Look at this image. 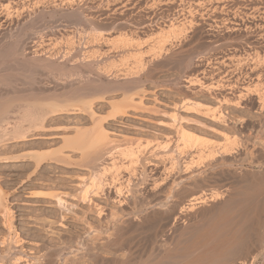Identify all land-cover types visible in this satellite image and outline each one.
<instances>
[{"label": "rangeland", "instance_id": "obj_1", "mask_svg": "<svg viewBox=\"0 0 264 264\" xmlns=\"http://www.w3.org/2000/svg\"><path fill=\"white\" fill-rule=\"evenodd\" d=\"M170 24L184 31L167 51L128 54L149 50L151 32ZM0 54V264H264V0H0ZM115 86L136 93L142 106L105 125L117 168L103 178L104 190L93 187L98 173L76 164L38 166L44 156L82 162L64 138L93 127L78 113L90 99L86 88L120 103L126 90ZM108 102L95 100L98 118L113 113ZM183 103L202 108L183 112ZM57 107L73 114L42 122ZM206 109L222 111L228 123ZM177 111L187 118L182 127L199 139L237 140L234 164L204 168L197 148L180 156L177 122L170 119ZM22 131L31 139H13ZM22 156L27 160L12 161ZM162 156L177 163L175 172ZM142 179L158 190L151 193ZM114 184L124 189L121 205ZM199 191L208 201L189 208V195ZM60 198L63 207L56 205Z\"/></svg>", "mask_w": 264, "mask_h": 264}, {"label": "bare ground", "instance_id": "obj_2", "mask_svg": "<svg viewBox=\"0 0 264 264\" xmlns=\"http://www.w3.org/2000/svg\"><path fill=\"white\" fill-rule=\"evenodd\" d=\"M164 1V0H163ZM170 1V0H169ZM228 1V0H227ZM69 2V1H68ZM152 2H154V1H152ZM162 3V2H161ZM176 3V2H175ZM222 3V2H221ZM156 4V3H155ZM171 4V3H170ZM162 5V4H161ZM173 5V4H172ZM213 5V4H212ZM167 6V5H166ZM227 9V8H226ZM123 10V9H122ZM166 12V11H165ZM199 13V12H198ZM79 16V15H78ZM169 16V15H168ZM183 16V15H182ZM188 17V16H187ZM191 17V16H190ZM155 18H156V16H155ZM164 18V17H163ZM79 19H81V18H79ZM184 19H187V18H184ZM189 19V18H188ZM87 20V19H86ZM152 20V19H151ZM129 21V20H128ZM158 21V20H157ZM188 22V21H187ZM193 22V21H192ZM123 23V22H122ZM145 23H147L146 21H145ZM151 22H149V24H150ZM153 23V22H152ZM167 23V22H166ZM196 23V22H195ZM198 23V22H197ZM121 24V23H120ZM129 24V23H128ZM183 25V24H182ZM182 25H180L181 27H182ZM187 25V24H186ZM191 25V24H190ZM130 26V25H129ZM145 26V25H144ZM148 26V25H147ZM180 26H177V25H174V24H170V25H168V27H167V25H164V26H159L158 28H156V30H154V31H152L151 32V37H152V39L154 38V40H153V44L150 46V49L148 50V49H142V48H136L137 50L136 51H133V50H129V52H128V54H130L133 58H135V59H140V58H143V55H146V54H148L149 55V53L152 55V53H153V55L154 54H158L159 53V55H161L163 52L162 51H167V49H166V47L168 46V44L173 40V39H177V37H179V35L184 31L183 30V28H181ZM156 27V26H155ZM258 27V26H257ZM262 27V26H261ZM241 28V27H240ZM239 28V29H240ZM186 31V30H185ZM262 32V31H261ZM149 33V32H148ZM263 33V32H262ZM180 38V37H179ZM37 47V46H36ZM145 47V46H144ZM149 47V46H148ZM172 47V46H171ZM32 48V47H31ZM147 48V47H146ZM38 50V49H37ZM83 50V49H82ZM25 51V50H24ZM79 51V50H78ZM77 51V52H78ZM111 52V51H110ZM162 52V53H161ZM3 53V52H2ZM37 53V52H36ZM50 53V52H49ZM80 53V52H79ZM48 54V53H47ZM66 54H68V53H66ZM0 55H2V54H0ZM5 55V54H4ZM18 55H20V54H18ZM26 55H28V54H26ZM74 55V54H73ZM72 55V56H73ZM77 55L79 56L80 54H78L77 53ZM127 55V54H126ZM156 55H154V56H156ZM6 56V55H5ZM16 56V55H15ZM161 57V56H160ZM50 58V57H49ZM48 58V59H49ZM63 58V57H62ZM72 58V57H71ZM1 59H4L3 58V56H2V58ZM75 59V58H74ZM80 60V59H79ZM92 60V59H91ZM49 61V60H48ZM139 61V60H138ZM24 63H26V62H24ZM68 63V62H67ZM25 65V64H24ZM65 65V64H64ZM88 65H91V64H88ZM142 65V64H141ZM34 66H35V64H34ZM50 66V65H49ZM78 66V65H77ZM51 67V66H50ZM26 68V67H25ZM55 68V67H54ZM56 69V68H55ZM137 69V68H136ZM97 70V69H96ZM110 70V69H109ZM85 71V70H84ZM132 72V71H131ZM82 73V72H81ZM127 73V72H126ZM136 73V72H135ZM76 74V73H75ZM125 74V73H124ZM132 74V73H131ZM71 75V74H70ZM89 75V74H88ZM62 76H63V74H62ZM260 76V75H259ZM66 77V76H65ZM132 77V76H131ZM136 77V76H135ZM64 78V77H63ZM68 78V77H67ZM89 78V77H88ZM138 78V77H137ZM85 79H86V77H85ZM60 80V79H59ZM139 80V79H138ZM71 81H74V80H71ZM137 81V80H136ZM69 82V81H68ZM70 83V82H69ZM71 83H74V82H71ZM80 83V82H79ZM92 83V82H91ZM105 83V82H104ZM131 83H133V82H131ZM130 83V84H131ZM136 83V82H135ZM134 83V84H135ZM138 83V82H137ZM66 84V83H65ZM108 84V83H107ZM127 84V83H126ZM125 84V85H126ZM64 85V84H63ZM68 85V84H67ZM85 85V84H84ZM90 85V84H89ZM88 85V86H89ZM123 85V84H122ZM121 84H120V86L121 87H123ZM129 85V84H128ZM92 86V85H91ZM98 86V85H97ZM108 86V85H107ZM106 86V87H107ZM127 86V85H126ZM131 85H129V87H130ZM72 87V86H71ZM86 87V86H85ZM93 87V86H92ZM116 87V86H115ZM113 88L114 90L116 89V91H119V90H122V89H119L120 87H116V88ZM140 87V86H139ZM91 88V87H90ZM131 88V87H130ZM214 88V87H213ZM82 91L84 90V88L82 87V88H80ZM119 89V90H118ZM132 89V88H131ZM212 89V88H211ZM41 90V89H40ZM79 90V89H78ZM86 90L87 91H90L91 92V94H92V90H89V89H87L86 88ZM98 90H99V92H97V93H94V94H96V95H90V92L88 93V94H86L85 92H83V93H85V95L88 97V98H90L89 99V101H87V102H85V104L83 105V108L82 109H80V111H78V113H80V114H84V115H86L89 119H90V121H92V124H93V127H91L92 129H90V130H84V131H82V130H80L79 128L78 129H76V128H74V129H76L75 131H76V136L73 138H70V137H67V136H65V138H64V142H65V145L63 144V146H65V148H72L71 150H73V152H80V154H81V163H72V162H69L68 161V159H69V157L70 156H68V157H65L64 155H63V157H62V155H60V156H57V157H43L41 160H43V162H41V161H39V163H38V166H40V165H42L43 163H51V162H55V163H62V164H66V165H73V164H76V165H78V166H81V167H83V169L85 168V169H87V170H90V171H92L93 173H98V179H99V181H97V182H95L94 183V186L93 187H95V188H97V189H103L105 186H104V183H103V178L106 176V174L111 170V168H113L114 169V167L116 166L115 164H114V158H113V151H112V148L111 147H109V145L111 144L110 143V140L109 139H111L110 138V136H109V132L107 131V129H106V127H105V125H109V121H117L118 120V118H121V117H127V116H129L130 117V114L132 113H130L129 112V110H131V111H134V113H135V111H137L138 110V107H140L141 108V106L142 105H140L139 103H137V101L135 100V97H137V96H134L135 94H133L132 95V93H129V92H127V91H130V89L128 90V88L127 89H123V90H126V91H124L125 93H124V95H123V101H120V103H118V102H113V100H112V103H109L108 102V99L106 98V96H104V95H102L101 94V91H100V89L98 88ZM114 90H111V91H113L114 92ZM122 90V91H123ZM41 91H44V90H41ZM85 91V90H84ZM96 91V90H95ZM115 91V92H116ZM81 92V91H80ZM112 92V93H113ZM132 92V91H131ZM143 92V91H142ZM70 93V92H69ZM82 93V94H83ZM111 93V92H110ZM77 94V93H76ZM97 94H98V97H97ZM127 94H129V95H127ZM28 95V94H27ZM63 95V94H62ZM65 95H67V93L65 94ZM77 95H79V94H77ZM81 95V94H80ZM72 97L74 96V95H71ZM83 96H84V94H83ZM91 96V97H90ZM100 96V97H99ZM125 96V97H124ZM229 96V95H228ZM75 97V96H74ZM258 97V96H257ZM262 97V98H261ZM263 97H264V95L263 96H260V98L263 100ZM41 98H43V96L41 97ZM84 98H86V97H84ZM114 98V97H113ZM259 98V100H261ZM20 99V98H19ZM27 100V99H26ZM95 100H99V101H101V102H108L109 104H110V106L112 107V109H113V113L111 114V115H108V117L107 118H105V119H102L101 117H99L98 118V112L97 111H95L94 109H93V104H94V102H95ZM111 100V99H110ZM109 100V101H110ZM258 100V101H259ZM34 101V100H33ZM57 101V100H56ZM83 101V100H82ZM9 102V101H8ZM26 102V101H25ZM226 102V101H225ZM224 102V103H225ZM260 102V101H259ZM27 103V102H26ZM26 103H24V105L26 104ZM83 103V102H82ZM237 104V103H236ZM18 105V104H17ZM32 105H33V103H32ZM138 105H140V106H138ZM183 105V109L182 108H180L183 112H188L189 110V112H192V110H194V109H198V111L197 112H200L199 110H200V107H201V105L200 104H198V103H183L182 104ZM234 105V104H233ZM239 105V104H238ZM262 105V104H261ZM264 105V104H263ZM25 106H28V105H25ZM30 104H29V108H30ZM39 106V105H38ZM62 106V105H61ZM179 106V105H178ZM9 107H11V106H9ZM8 107V108H9ZM28 108V109H29ZM34 108V107H33ZM177 106L174 108V109H176L177 110ZM202 108V107H201ZM259 108H260V106H259ZM262 108V107H261ZM264 108V107H263ZM27 109V108H26ZM31 109V108H30ZM35 109H37L36 107H35ZM35 109H32L33 110V114H34V112H36L35 111ZM192 109V110H191ZM39 110V109H38ZM73 109H71V107H57V109H54V110H52V111H49V112H46V114L43 116V118L41 119L42 120V122L48 117V116H55V115H58V114H61V113H66L67 115H70V114H73V111H72ZM140 110V109H139ZM176 110H174V111H176ZM202 110V109H201ZM206 110H208V111H210L211 112V109H206ZM206 110L204 111V112H206ZM42 111H43V109H42ZM179 111V110H178ZM177 111V112H178ZM207 111V112H208ZM31 112V111H30ZM38 112V111H37ZM41 112V111H40ZM44 112V111H43ZM194 112V111H193ZM203 111H201V113H202ZM203 112V113H204ZM215 112V111H214ZM211 112V113H208V114H211L210 116H211V118L214 120V121H217V122H222V124L223 123H225V124H227L228 123V117L226 116V115H224V114H222V111L221 112ZM130 113V114H129ZM181 113V112H180ZM200 113V114H201ZM227 113V112H226ZM51 114V115H50ZM206 114V113H205ZM37 116L39 115V114H36ZM173 115V114H172ZM181 114H179V112L178 113H176L175 112V114H174V116H172V118H170V119H174V123H180V121H185L187 118H184L183 119V117H181L180 116ZM1 116V115H0ZM169 116V115H168ZM229 116V115H228ZM40 117H42V116H39V118ZM174 117V118H173ZM38 118V117H37ZM38 118V119H39ZM210 118V119H211ZM229 118H231V117H229ZM29 119V118H28ZM100 119V120H99ZM102 119V120H101ZM177 119H178V121H177ZM189 119V118H188ZM190 120V119H189ZM189 120H187V121H189ZM80 121V120H79ZM83 121V120H82ZM191 121H192V119H191ZM231 121V120H230ZM7 122V121H6ZM30 122V121H29ZM182 122V123H183ZM193 122V121H192ZM171 123V122H170ZM176 123V124H177ZM5 124H7V123H5ZM10 124V123H9ZM27 124V123H26ZM29 124V123H28ZM64 124V123H63ZM173 125V124H170V125H173V126H175L176 128V130L178 131V134L177 135H179L178 137H180V142H181V144L180 145H178V151L181 153L180 154V156L181 155H186V153H188L187 151L188 150H190L189 148H191L192 150L193 149H196L197 148V150H193V152H195L196 154H198L199 155V157L202 159V163H200V164H202V165H204V168H205V166H211L212 167V165H211V163L212 162H218V164H220V162L219 161H221V163H223V165H232V163L234 162V159H236L235 157H233L234 156V154H235V149H236V146H239L238 145V141L237 140H234V139H230V138H223L224 139V141H220V142H208V141H205V140H202V138L201 139H199V138H197L196 136H194V135H191L189 132H187L186 131V129H184L183 127H182V124L180 123L179 125L177 124V125ZM225 124H223V125H225ZM4 125V124H3ZM40 125V124H39ZM76 125H77V123H76ZM5 127V126H4ZM27 127H28V125H27ZM30 127H32V126H29V128L28 129H30ZM3 128V127H2ZM65 128V127H64ZM69 128V127H68ZM63 129V128H62ZM66 129V128H65ZM73 129V128H72ZM173 130H175L174 129V127L172 128ZM16 130V129H15ZM175 130V131H176ZM17 131V130H16ZM21 131V130H20ZM74 131V132H75ZM176 133V132H175ZM193 134V133H192ZM225 134V133H224ZM13 137H14V135H13ZM12 137V138H13ZM228 137V136H227ZM12 138H11V140H12ZM13 139H16L18 142H20V141H22V140H30L31 138L30 137H28V135H27V133L26 132H24V131H22V133H20L18 136H16V137H14ZM115 140V139H114ZM176 140V139H175ZM16 141V142H17ZM178 141V140H177ZM22 143V142H21ZM114 143V142H113ZM179 144V143H178ZM114 145V144H113ZM113 147V146H112ZM114 147H115V145H114ZM252 148V147H251ZM191 150V151H192ZM246 150V149H245ZM248 150V149H247ZM190 153V152H189ZM248 153V152H247ZM60 154H63V150L61 151V153ZM122 154L125 156V157H133L134 158V152H133V150H129V151H123L122 152ZM164 154V153H163ZM171 154V153H170ZM237 154V153H236ZM33 155V154H32ZM160 155H162V154H160ZM159 155V156H160ZM178 155V154H177ZM190 155V154H189ZM26 156V155H25ZM30 156V155H29ZM168 156H169V154H168ZM179 156V157H180ZM28 157V156H27ZM35 157V156H34ZM37 157V156H36ZM35 157V158H36ZM157 157V156H156ZM166 157V156H165ZM246 157V156H245ZM21 158H23V159H21ZM161 158H163V156L161 157ZM160 158V159H161ZM169 158V157H168ZM172 158V157H171ZM170 158V159H171ZM247 158V157H246ZM11 159H13V158H11ZM38 159V158H37ZM136 159V158H135ZM135 159H133V161L132 162H134L135 161ZM157 159V158H156ZM164 159L165 158H163L162 159V161H164ZM166 159H167V157H166ZM173 159H174V162H176L175 161V157H174V155H173ZM173 159H171V160H169V161H172ZM21 160H27L26 159V157H24V156H22V157H18V158H15V159H13L12 161L13 162H20ZM243 160V159H242ZM242 160H241V162H242ZM137 161V160H136ZM131 162V163H132ZM164 162H168V160L167 161H164ZM163 162V163H164ZM173 162V161H172ZM173 162V164H175ZM240 162V161H239ZM116 163V162H115ZM179 163V162H178ZM191 163V162H190ZM247 163V162H246ZM168 164H169V162H168ZM171 164V163H170ZM169 164V165H170ZM200 164H199V166H200ZM217 163H216V165L217 166H219ZM234 164V163H233ZM186 165V164H185ZM223 165H221V166H223ZM257 165V164H256ZM159 166V165H158ZM167 166V165H166ZM175 166H176V169H177V163L175 164ZM175 166L174 165H170V172H172V171H174V168H175ZM187 166H189V165H187ZM186 166V167H187ZM111 167V168H110ZM225 167H227V166H225ZM231 168V166H228V168ZM115 168H117V166L115 167ZM180 168V167H179ZM178 168V169H179ZM197 168V167H196ZM221 168H223V167H221ZM227 168V169H228ZM151 169V168H150ZM181 169V168H180ZM189 169H193V167H187V169H185V172H187ZM202 169V168H201ZM209 169V168H208ZM224 169V168H223ZM226 169V168H225ZM224 169V170H225ZM226 169V171H228ZM244 169V168H243ZM165 170V169H164ZM166 170H167V168H166ZM187 170V171H186ZM240 170V169H239ZM239 170H238V172H239ZM144 171V170H143ZM218 171V170H217ZM232 171V170H231ZM244 171H246V170H244ZM243 171V172H244ZM255 171V170H254ZM168 172V171H167ZM170 172H168V173H170ZM175 172V171H174ZM213 172V171H212ZM230 172V171H229ZM247 172V171H246ZM188 173H189V171H188ZM220 173V172H219ZM222 173V172H221ZM232 173H234V171L232 172ZM240 173V172H239ZM258 173H260V172H258ZM144 174H145V172H144ZM171 174V173H170ZM241 174V173H240ZM243 174H245V173H243ZM251 174V173H250ZM262 174V173H261ZM188 175V174H187ZM192 175V174H191ZM226 175V174H225ZM257 175V174H256ZM255 175V176H256ZM162 176V175H161ZM171 176V175H170ZM169 176V177H170ZM205 176V175H204ZM217 176V175H216ZM239 176V175H238ZM168 177V178H169ZM241 177H243L242 175H241ZM245 177H247V176H245ZM204 178V177H203ZM211 178V177H210ZM231 178V177H230ZM249 178V177H248ZM146 179V178H145ZM145 179H142V180H144L143 182H145V183H148V180H147V182H146V180ZM156 179V178H155ZM171 179V178H170ZM178 179H180V178H178ZM193 179V178H192ZM207 179V178H206ZM157 180V179H156ZM159 180V179H158ZM167 179H165L164 181H166ZM181 180V179H180ZM191 180V179H190ZM199 180V179H198ZM200 180H202V179H200ZM247 180V179H246ZM249 180V179H248ZM178 181V180H177ZM195 181V180H194ZM193 181V182H194ZM205 181V180H204ZM232 181V180H231ZM130 182V180H128V183ZM191 182H192V180H191ZM243 182H244V180H243ZM141 183H142V181H141ZM155 183V182H154ZM157 183V182H156ZM164 183V182H163ZM171 183V182H170ZM238 183H240V181L238 182ZM238 183H237V186H238ZM245 183V182H244ZM142 184H144V183H142ZM148 184H150V183H148ZM184 184H186V183H184ZM198 184V183H197ZM236 184V183H235ZM248 184V183H247ZM255 184V183H254ZM145 185V184H144ZM151 185V184H150ZM163 185V184H162ZM178 185V184H177ZM193 185V184H192ZM195 185H196V183H195ZM205 185V184H204ZM104 186V187H103ZM114 187V190H115V195H116V198L118 199L117 201L119 202V204L121 205V204H123V203H121L122 201L120 200V198L122 197V195L124 194V189H123V187H121V186H119V185H116V184H114L113 185ZM146 186V185H145ZM160 186V185H159ZM175 186V185H174ZM186 186V185H185ZM253 186H255V185H253ZM259 186V185H258ZM262 186H263V184H262ZM128 187V186H127ZM190 187V186H189ZM204 187V186H203ZM202 187V188H203ZM244 187V186H243ZM260 187V186H259ZM108 188H110V187H108ZM147 188H148V190L151 192V193H155L156 192V189H157V185L155 186H153V185H151V186H147ZM146 188V189H147ZM171 188V187H170ZM188 188V187H187ZM186 188V189H187ZM200 188V187H199ZM234 188V187H233ZM245 188H247V189H249L248 187H245ZM255 188V187H254ZM253 188V189H254ZM264 188V187H263ZM89 189V188H88ZM131 189V188H130ZM129 189V190H130ZM160 189V188H159ZM201 189V188H200ZM256 189V188H255ZM260 189V188H259ZM87 190V189H86ZM85 189H84V194H83V200H84V202H87L88 200L86 199L87 198V196H88V194H89V190H87L86 191ZM104 190V189H103ZM133 190V189H132ZM132 190H131V193H132ZM158 190V189H157ZM203 190V189H202ZM261 191V190H260ZM113 192V191H112ZM183 192V191H182ZM185 192H186V190H185ZM188 192V191H187ZM203 192H205V191H203ZM203 192L202 193H200V191L197 193H194V194H192V195H189L190 196V200H189V202L187 203L188 204V206H189V208H192L193 209V207H195V206H199V205H204V202L206 201L205 199H207V197L208 196H206V198H205V195L207 194H203ZM227 192V191H226ZM103 193V192H102ZM110 193V192H109ZM178 193V192H177ZM128 194H130V193H128ZM215 195V194H214ZM216 195H218V194H216ZM167 196H169V195H167ZM213 196V195H212ZM124 197V196H123ZM160 197V196H159ZM165 197V196H164ZM171 197V196H170ZM175 197V196H174ZM213 197H216V196H213ZM218 197H219V195H218ZM218 197H216V198H218ZM136 198V197H135ZM176 198V197H175ZM215 198V199H216ZM115 199V198H114ZM137 199V198H136ZM214 199V198H213ZM58 201H57V206L58 207H63V201H62V199L60 198V199H57ZM87 200V201H86ZM126 200V199H125ZM138 200V199H137ZM167 200V199H166ZM210 200V199H209ZM115 201H116V199H115ZM114 201V202H115ZM168 201V200H167ZM207 201H208V199H207ZM91 202V201H90ZM93 202V201H92ZM138 203H139V201H137ZM142 202V201H141ZM158 202H159V200H158ZM170 202V201H169ZM115 203H117V202H115ZM154 203V202H153ZM183 203V202H182ZM90 204V203H89ZM118 204V203H117ZM170 204V203H169ZM172 204V203H171ZM174 204V203H173ZM185 204V203H184ZM93 205V204H92ZM136 205V204H135ZM151 205H153V204H151ZM175 205V204H174ZM177 205H180V204H177ZM116 206V205H115ZM119 206V205H118ZM139 206V205H138ZM161 206V205H160ZM182 206V204L180 205V207ZM188 206L186 205L185 206V209H186V207L188 208ZM117 207V206H116ZM142 207H143V205H142ZM151 207V206H150ZM179 207V206H178ZM179 207V208H180ZM90 208V207H89ZM133 208H135V207H133ZM161 208H162V206H161ZM174 208V207H173ZM181 208H184L183 206L181 207ZM261 208V207H260ZM259 208V209H260ZM61 209V208H60ZM143 210V209H142ZM162 210V209H161ZM175 210H177V208L175 209ZM180 210H183V209H180ZM178 211V212H181L180 214H183L184 215V213L182 212V211ZM258 210V209H257ZM112 211V210H111ZM110 211V212H111ZM173 211V210H172ZM187 211V210H186ZM185 210H184V212H186ZM192 211V210H191ZM113 212V211H112ZM118 212V211H117ZM141 212V211H140ZM157 212V211H156ZM264 212V211H263ZM136 213V212H135ZM160 213H161V211H160ZM176 213V212H175ZM258 213V212H257ZM111 214V213H110ZM174 214V213H173ZM179 214V215H180ZM102 215V214H101ZM111 215H113V213L111 214ZM166 215V214H165ZM172 215V214H171ZM114 216V215H113ZM174 216V215H173ZM181 216V215H180ZM252 216V215H251ZM63 217H65V216H63ZM99 217V216H98ZM182 217V216H181ZM186 217V216H185ZM110 218V217H109ZM115 218V217H114ZM137 218H139V217H137ZM141 218V217H140ZM173 218V217H172ZM128 219V218H127ZM163 219V218H162ZM61 220H63V219H61ZM145 220V219H144ZM253 220V219H252ZM142 221V220H141ZM168 221H170V220H168ZM116 222V221H115ZM164 222V221H163ZM172 222V221H171ZM254 222H256V221H254ZM259 222V221H258ZM134 223H136V222H133V224ZM140 223V222H139ZM174 223V222H173ZM138 224V223H137ZM172 224V223H171ZM249 224V223H248ZM118 225H119V223H118ZM139 225V224H138ZM130 226H131V224H130ZM160 228H162V227H160ZM132 229V228H131ZM115 231H116V228H115ZM140 231V230H139ZM114 232V231H113ZM118 232V231H117ZM262 232V231H261ZM122 233H123V231H122ZM134 233V232H133ZM260 233V232H259ZM124 234V233H123ZM166 234V233H165ZM119 236V235H118ZM123 236V235H122ZM126 236V235H125ZM133 236V235H132ZM241 236V235H240ZM116 237V236H115ZM131 237V236H130ZM137 237V236H136ZM245 238V237H244ZM120 239V238H119ZM121 239H123V238H121ZM237 240V239H236ZM235 240V241H236ZM252 240V239H251ZM119 241V240H118ZM124 241V240H123ZM127 241H128V239H127ZM114 243H116V242H114ZM118 243V242H117ZM123 243V242H122ZM246 243V242H245ZM19 244V243H18ZM110 244V243H109ZM113 244V243H112ZM119 244V243H118ZM105 245V244H104ZM237 245V244H236ZM240 245V244H239ZM246 245H247V243H246ZM62 247V246H61ZM130 247V246H129ZM236 247H239L238 245L236 246ZM115 248V247H114ZM134 248V247H133ZM231 249V248H230ZM45 251V250H44ZM237 252H239V251H237ZM253 252V251H252ZM260 252V251H259ZM227 253H229V252H227ZM231 251H230V255L229 256H231ZM234 253V252H233ZM258 253V252H257ZM256 253V254H257ZM261 253V252H260ZM41 254V253H40ZM226 254V253H225ZM128 255V254H127ZM6 256V255H5ZM223 256V255H222ZM233 256V255H232ZM236 256V255H235ZM128 257H130V256H128ZM33 258V257H32ZM225 258V257H224ZM232 258V257H231ZM255 258V257H254ZM48 259V258H47ZM221 259V258H220ZM223 259V258H222ZM227 258H225V260H226ZM245 259V258H244ZM22 260V259H21ZM229 260H231V259H229L228 258V261ZM255 260V259H254ZM43 261V260H42ZM55 261V260H54ZM19 262V260H17V262L15 263V264H19L18 263ZM39 262V261H38ZM53 262V261H52ZM213 262V261H212ZM215 262H217V261H215ZM222 262V261H221ZM223 262H225L226 263V261H223ZM222 262V263H223ZM233 262V261H232ZM245 262H247V261H245ZM242 263L241 261H239L238 262V264H246V263ZM249 262V261H248ZM229 263V262H228ZM251 263V262H250ZM20 264H22L21 262H20ZM50 264V263H49ZM209 264H212V263H210L209 262ZM214 264H216V263H214ZM219 264V263H218ZM227 264V263H226ZM248 264V263H247ZM253 264V263H252Z\"/></svg>", "mask_w": 264, "mask_h": 264}]
</instances>
